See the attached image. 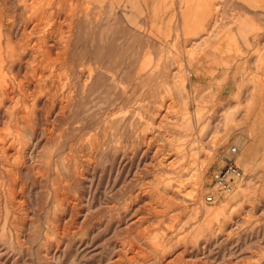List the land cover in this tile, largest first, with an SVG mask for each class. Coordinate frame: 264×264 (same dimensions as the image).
I'll list each match as a JSON object with an SVG mask.
<instances>
[{
  "label": "rangeland",
  "instance_id": "374dc122",
  "mask_svg": "<svg viewBox=\"0 0 264 264\" xmlns=\"http://www.w3.org/2000/svg\"><path fill=\"white\" fill-rule=\"evenodd\" d=\"M0 36V264H264V0H0Z\"/></svg>",
  "mask_w": 264,
  "mask_h": 264
},
{
  "label": "built area",
  "instance_id": "2783aa9c",
  "mask_svg": "<svg viewBox=\"0 0 264 264\" xmlns=\"http://www.w3.org/2000/svg\"><path fill=\"white\" fill-rule=\"evenodd\" d=\"M232 153H236L235 147L231 148ZM212 179L215 187L223 193H230L235 187L236 183L242 179V174L239 168L233 164L216 171L212 174Z\"/></svg>",
  "mask_w": 264,
  "mask_h": 264
},
{
  "label": "bare ground",
  "instance_id": "6f19581e",
  "mask_svg": "<svg viewBox=\"0 0 264 264\" xmlns=\"http://www.w3.org/2000/svg\"><path fill=\"white\" fill-rule=\"evenodd\" d=\"M5 28V27H4ZM3 28V29H4ZM191 27H188V30H191L190 29ZM4 30H6V29H4ZM3 31V30H2ZM3 33V32H2ZM1 33V34H2ZM7 34L9 35V33H8V31H7ZM223 35H226V34H222L221 36H220V38H219V42H222V48L221 49H223L224 51H226V50H230L232 47H233V42L230 40V37H227V36H223ZM1 37V36H0ZM6 37H8L7 35H6ZM4 38V37H3ZM10 40V39H9ZM1 41H4L3 39H1ZM6 41H8V40H6ZM5 42H3V44H4ZM9 44V43H8ZM11 44V43H10ZM16 44V43H15ZM7 47H8V45H7ZM3 48V47H2ZM12 48V47H11ZM14 48V47H13ZM4 49V48H3ZM22 50V49H21ZM8 53V52H7ZM37 53V52H36ZM3 55V54H2ZM12 55V54H11ZM8 56V55H7ZM7 56H6V58H7ZM4 58V57H3ZM2 58V59H3ZM13 58V57H12ZM20 58V57H19ZM8 61H9V59H8ZM12 62V61H11ZM15 64V63H14ZM8 65V64H7ZM5 66V65H4ZM6 67V66H5ZM4 67V68H5ZM3 68V69H4ZM7 68V67H6ZM5 68V69H6ZM2 69V68H1ZM3 74V73H2ZM7 75V74H6ZM41 78V77H40ZM8 85V84H7ZM1 87H2V85H0ZM8 87V86H7ZM1 89V88H0ZM5 91V90H4ZM3 96V95H2ZM212 213V212H211ZM216 213V212H215ZM214 213V214H215Z\"/></svg>",
  "mask_w": 264,
  "mask_h": 264
}]
</instances>
